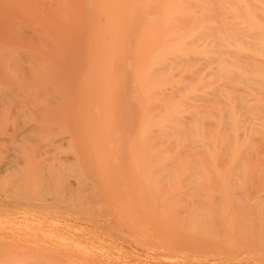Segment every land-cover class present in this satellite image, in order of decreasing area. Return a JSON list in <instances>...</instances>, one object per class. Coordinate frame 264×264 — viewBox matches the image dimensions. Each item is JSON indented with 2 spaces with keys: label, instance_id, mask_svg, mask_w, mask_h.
Here are the masks:
<instances>
[{
  "label": "bare ground",
  "instance_id": "6f19581e",
  "mask_svg": "<svg viewBox=\"0 0 264 264\" xmlns=\"http://www.w3.org/2000/svg\"><path fill=\"white\" fill-rule=\"evenodd\" d=\"M73 8H75V7H73ZM66 9L68 10V7ZM86 9H88L87 12H85L86 22H84L85 20L83 22H84V24L86 23V26L88 27L87 28L88 29L87 30V36H88L87 43L89 46H91L90 48H93L95 50L92 51L93 52L92 54L88 55L89 56L88 58L90 59L89 64L92 67L89 68V70L87 71L88 73L85 77L86 78V83H85L86 89L85 90L88 92H91L92 89L90 87L91 86L90 83H92V81L93 82L96 81L95 82L96 84L98 83V87H96V85H95V89H96L95 91H97V92L95 93L96 95L94 96V101L98 97L96 100V103H97L96 111H98L97 112L98 117L96 119L97 123L96 122L93 123L92 124L93 126H91L92 122L90 121L91 120L90 117L92 115L89 116V118H88V113H86L88 119L85 121H87V123H86L87 125L84 123L85 121L83 120L84 122L82 124H85V127L88 126V124H89L88 122H91L90 125L88 126V128L86 127V129H89V130H87L86 133H85V131L83 132V134H86L88 137L86 136L87 138L86 139L84 138L82 141L86 140V142H88V143H85V145H86V147L84 145L85 148L83 147V145L80 146V147H83L82 148V149H84L83 151L86 152V153L82 152L83 156L85 155L84 159L86 158V159H89L91 161H93V159H95V161L99 160L98 162L96 161V163H99V164L100 163L105 164L106 162H104V161L108 160L107 161V165H108L109 163H111L109 160L112 157H115L114 146L117 144V143H115L116 139H118V142H120L122 140V138L124 136L123 132L125 129L123 130V132H121L120 130H119L120 131L119 132L117 129V128H119V126H117V121L119 120V118L122 117V115H121V117H119V115L116 114L117 106L111 98L113 97V94L116 93V91L121 88L120 86H123V88H125L124 86H126L125 85L126 84L125 83L126 78L124 79V74H125V72H128L129 74L126 73L125 77L127 75H129V77H130L129 78L130 81L128 84V86L130 87V92L128 95L130 100L127 99V102H129V103L131 102L130 105L134 109L131 111L132 112L134 111L133 113H135V117L133 115H130L131 116L130 121L134 118V120H132V122H131L133 124L130 125V126H132V128L130 129L131 130L130 135H129L130 138L127 136L129 139V143H130V146H129L130 150H128L129 152L127 153V156H126V154L122 153L126 157H128V156L130 157V158L129 157L127 158V159H129V161L132 160L131 165L129 164L130 167L127 166V168H125V170L126 171L132 170L130 172H136L135 174L137 176L142 175L141 173L144 171H147L145 174L149 173L152 176H153V174H156V175L158 174V175H161V177H162V175L166 176V175H170V174H172V176H173V174H176L174 176H177V174H178V176L179 175L180 176L181 175H185V176L193 175V177L196 175L197 176L200 175L202 177L206 176V179H204V180L198 179L197 181H195L198 184L199 183L202 184L203 182L205 184L210 183V179H207L208 176H212V177L215 176L216 178H217V176H219V178L222 177L221 179H219V178H217V179H219L218 182L220 181V182H224V183L231 182L232 180L239 181L240 178H243V182H245V183H249V182H253V181H259L260 184H259V188L257 190L259 193H257V191H256L255 193H257V194L256 195L254 194L255 196L253 195L254 197H257V199H254V197L249 199L250 203H251V200L254 199L252 204L248 203L249 200L246 199L247 196H248V198L251 196H249V193H248V191H246L245 188H243V189L239 188L240 191H237V192L239 194H241V196L238 197V198H241L240 200H243V198H245V196H246V198H245L246 200L243 202L242 201L238 202L237 198H236L237 200L235 198L234 199L237 201L238 204L240 202L242 203V206H241V203L239 204V208H240V210H243V214L246 211H248V209L251 207V205H253L254 207H257L258 210H259V208L261 209V210H259V213L261 212V214H260L261 217L258 216V219H260L259 223L261 224L260 230L258 228L257 229L259 231H261V234H262V235L259 234V237L261 235V236H263V239H264V0H88L86 2ZM70 13L71 12H69V14ZM72 14H73V12H72ZM81 24H83V23H81ZM81 24H80V26H81ZM82 27H85V26H82ZM94 53H96V54H94ZM116 63L121 64L120 69L119 68L114 69V64H116ZM129 79H127V80H129ZM122 94L125 95L126 93L123 92ZM109 99L112 101H110ZM89 101L91 103L92 98ZM124 101L126 102V98H124L123 102ZM119 102H121V101H119ZM90 103H88L87 106H90L89 105ZM117 104H119V103H117ZM89 110L92 111V108L87 109L88 112H89ZM125 110H127V108ZM94 113H95V111H93L91 114H94ZM126 113L132 114L130 112V110H127ZM116 115H117V117H116ZM132 116H133V118H132ZM93 117L94 116H92V118ZM85 118H86V116L84 117V119ZM126 119H129V118H126ZM126 119H125V121H126ZM90 126H91V129L89 128ZM85 127H84V130H86ZM93 127H94V129L97 127V129H95V132H94V129H92ZM37 130H38V128H37ZM96 130L98 133L96 132ZM127 130L128 129H126V131ZM43 131H44V129H43ZM88 131L91 133L89 134ZM126 131H125V134H127V132H128V131L127 132ZM2 133H3V131H2ZM27 134H29V133L27 132ZM92 134H93V136H92ZM94 134H95V136H94ZM29 136L33 137V135H30V134H29ZM35 136H37V135H35ZM91 136H92V138H91ZM42 137L40 138V140L42 139ZM70 137L72 139L71 142L74 143V145L76 144L79 147L80 144L78 145V143L81 142L80 141L81 139L78 137V135L74 134V135H71ZM36 139H34V141H36ZM88 139L90 141H88ZM128 139H127V141H128ZM13 140H14V137H13ZM45 141H47V140H45ZM97 141L101 143L102 151H100L101 150L100 145H99L100 143L98 144ZM22 143H24V142H22ZM81 143L83 144L84 142H81ZM42 144H43V142L41 143V145ZM16 145L19 146L20 144L18 143ZM37 145L39 146V142ZM53 145H54V143H53ZM32 146H33V144H32ZM54 146H57V145H54ZM54 146H52V147L54 148ZM3 147H5V146H3ZM96 147L99 148L98 151L100 153L98 151H96V149H97ZM39 148H41V147H39ZM3 149H7V148H3ZM53 150H55V149H53ZM59 150H60V148H59ZM61 150H62V148H61ZM22 153H23V151H22ZM57 153H59V152H57ZM82 154H81V156H82ZM97 154H99V155H97ZM17 155L18 154H16L15 156H17ZM9 156H12V155L10 154ZM125 156H123V159L125 158ZM18 157H17V160L18 159L19 160L24 159V157L22 159H20L21 157L20 158H18ZM46 158H50V157H46ZM68 159H70V158H68ZM13 160H14L15 164H17V162H19V160L17 161L14 158H13ZM52 160L50 159V161H52ZM58 160H60V158H58ZM80 160H81V158H80ZM111 161L114 162V158H112ZM8 162L9 163L7 165L11 169L13 166L19 165V164L11 165L14 162H12V160L10 161L9 159H8ZM21 162H19V163H21ZM70 162H72V161H70ZM57 164H59V163L57 162ZM57 164L55 167H57ZM113 164H112V166H113ZM10 165L12 167H10ZM22 166H23V164H22ZM62 166H63V164H62ZM8 167L6 166V164L0 165V179L2 178L3 172ZM98 167L99 166H97V168ZM13 168L15 170L16 167H13ZM103 168H101V169H103ZM108 168L109 167H106L105 169H107V171H108ZM11 169H9V172L11 171ZM109 169H110V171L108 173L106 170H105L106 172H104V169L101 171L99 168L97 170L98 171L100 170V171L99 172L97 171V172H98V174L103 172L100 175L105 174L104 176H105V179L107 180V179H109L108 177L111 176L110 174L115 173L114 167H113L114 171L113 170L111 171L112 168H109ZM19 170H21V168H19ZM48 171H49V169H48ZM117 171H119V170H117ZM33 172H35V171H33ZM17 173H18L17 171L13 172V174H16L15 176L18 177V174H21V172L19 171V173L18 174ZM106 175H107V178H106ZM116 175H118V173ZM254 176H258V178L254 177ZM26 177L27 176H25L24 179H26ZM100 177H101L100 180H105L102 176H100ZM113 177H114V175H112V177L110 179H112ZM115 177H117V176H115ZM183 178H185V177H183ZM179 179H180V177L177 179L178 183L180 182ZM19 180L17 181L18 183H20ZM41 180H40V183L38 184L39 186L37 189H35V188H33V190L31 189L32 195L31 194L28 195L27 193H26L27 195H25V194L21 195V193H22L21 191L23 189L22 187L27 188V186L23 185L22 187H20L21 184H17L15 182L19 186L18 187V186L14 185L15 188L17 190L21 189V191H20L21 193L19 191L12 190V188H9V187H8L9 189H4V191L2 192V194L4 195L3 196L4 198L3 199L0 198V205H2L3 203L6 202V204L7 203L8 204H14L12 206H16L15 204L19 203L18 204V206H19L20 203L22 205H24V201H25V204L28 203L29 206L30 205H33V206H36V205L39 206L40 205L41 206L45 203L46 207H44V208L45 209L47 208L46 210L48 211V210H50L49 208H51L52 205L55 206L59 203L58 200L61 203V201L64 199L63 195L62 196L60 195L61 194L60 192L62 190L63 185H62V187L57 189L60 191V192L57 191V192H59V194H57V193L55 194V193H52L54 190L50 191L51 190L50 187L52 184L50 182L49 183H42L43 180L42 181ZM106 180H105L104 185H103V183H101L104 181H100L99 183H101V185L107 187ZM112 180H111V182H112ZM149 180L152 181V179H150V178H149ZM109 181H107V182L109 183ZM136 181H137V179H136ZM27 182H28V180H27ZM139 182H140V179H139ZM142 182L147 183L149 181L143 180ZM214 182H215V180H214ZM216 182H217V180H216ZM66 183L67 182H65V185H66ZM79 183H80V181L77 182L78 186H80ZM150 183L152 184V182H150ZM150 183H147L149 185V187L151 185ZM27 184H29V182ZM68 184L69 183H67V185ZM139 184L137 183V185L136 184L135 185L140 186ZM1 185H4V184H1ZM55 185H56V183H55ZM55 185H53V186L55 187ZM9 186H11V185H9ZM14 186L12 185V187H14ZM69 186L71 187V185H69ZM66 187H63V188L65 189ZM72 187L75 188V185ZM80 187H82V186H80ZM67 188L69 190V187H67ZM131 188H133V184H132ZM46 189H50V190H46ZM52 189H53V187H52ZM138 189H139V187H137V190ZM74 190L75 189H73L72 193L74 192ZM131 190H130V192H133ZM142 190L143 189L140 188V191H142ZM24 192H25V190H24ZM134 192L136 193L137 191H134ZM180 192H181L180 190H179V192H174V194L175 193L178 194L177 195L178 196L177 202H175L176 200L173 201L172 199H171V201L170 200L169 201L171 203L175 202L177 208H178L177 204H179V206H181L180 207L181 209L176 208V210H178V212L181 211L179 213H182V214L185 211L184 213H186V216H184V215L183 216L186 217L188 222H190V221L193 223L194 222H196V223L200 222L201 224L204 225V223H202V221L209 219L210 221L208 220V222H213V223L214 222L215 223L216 222L217 223L222 222L223 225L220 224V226H224V224H225L226 227L225 226L224 227L228 228V229L223 230L224 233H225V231H226V233L231 231V229H229L231 226L230 227L228 226L229 224L230 225L232 224L231 216H228L226 212L222 213L221 214L222 220H220L219 215L214 210H211L212 208L210 207L212 203H213L212 205L215 206V205H218L219 202L221 204V202L228 201L227 199L225 201L218 199L219 202L217 200L216 201L217 204L215 203L216 198L213 199L214 200L213 202H211L210 200L204 199L206 201H204L205 204H203V207L201 206V208L202 209L206 208V207H204L206 205L207 206L206 209L209 212H211V213H209V212L207 213V212H205L206 210L204 211L201 208H200V211H195L196 204L194 202H190L189 200H188L189 201L188 202L185 199L186 203L182 204L183 201L181 200V198L179 196V195H181ZM243 192L244 193L247 192L248 194L246 193L247 195L246 194L244 195ZM96 193H95V196H96ZM100 193L101 192H99V194ZM113 193L115 194L114 196H116V199H118V201H120L118 198L119 193L117 192L118 193V195H117V193L111 192V194H113ZM137 193H139V192H137ZM141 193L142 192H140V195H142ZM195 193H196L195 195L192 193L193 197L191 196V194H189L190 197L193 198V200L196 198L195 196H197V195H200L201 199H203L202 194L197 193V192H195ZM106 194H108V193H106ZM230 194H232V196H228V197H231L233 200V192ZM258 194H261V196L259 195L260 197H258ZM73 195H74V193H73ZM105 196L106 195H104L103 197H105ZM114 196L111 195L112 198H114ZM120 196L122 197V195H120ZM136 196H138V195H136ZM148 196H150V195H148ZM174 196H176V194ZM74 197L76 198L77 195ZM74 197H72V198H74ZM132 197H135V196H132ZM139 197L140 196H138V199L140 200V198H142L144 196H142L140 198ZM57 198H58V200H57ZM147 198L144 197V199H147ZM179 198H180V200H179ZM54 199L57 200L58 203L53 202V201H55ZM138 199H136V200L139 203ZM47 200H49V201L51 200L54 204L51 202L52 205L50 206L49 205L50 203ZM67 200L68 199H66V201ZM80 200H81V198H80ZM110 200H112V199H110ZM110 200L108 199V201H110ZM113 200H115V199H113ZM64 201L65 200H63L62 203ZM104 201H102V202H104ZM115 201H117V200H115ZM118 201H117V203H118ZM152 201H154V199ZM158 201H160V200H158ZM46 202H48L47 203L48 205L46 204ZM121 202H122V199H121ZM123 202L126 203V200H124ZM144 202H146V201H144ZM144 202L142 205L145 206L146 203H144ZM147 202H148L147 205L148 204H150V206L152 205V202L151 203L149 201H147ZM207 202H209L211 204L209 205V203L207 204ZM229 202H227L228 204L226 203L227 204L226 206H225V203H223L224 206H223V204H221L222 205L221 207L226 208L227 210H230L232 212V217H233V216H235L234 215L235 210L236 211L238 210L237 209L238 207L236 206L238 204L235 203L234 201H233V204H232V202L231 203H229ZM60 203L57 206H55V208H59L58 206H61ZM78 203L79 202H77V204ZM80 203H82V202H80ZM119 203H118V205H119ZM124 203H121L123 206L126 205V207H124V208L128 207L130 210V206H127L128 204L124 205ZM138 203H137V205H139ZM171 203H169V202H168V204L166 203L165 204L166 206L164 207V201L162 202V204H163L162 209L164 211H162L161 213L158 212L159 213L158 215L156 214L157 219H158L157 222L153 223L152 220L150 221V219L143 216L144 213L146 214V211L144 212V210H145V208H149L148 206L144 207V210L141 211V214L143 217H141L140 220L142 222V221H146L148 219L147 221H148V223L150 222L149 225H151L150 226L151 230H153V232H155L156 235H158V236L162 235V236H160V238L158 236H156L159 238V240L162 237L166 236L165 239L168 238L169 239V241L167 240L168 242L171 241V242L176 244L175 240L179 238L178 236L181 237L179 239H182L183 235H181V233L178 234L179 230H181L180 228L177 232L178 235L175 234L176 231H174L173 229H170L169 227L167 228L168 222L166 220H168V219L175 220L174 217H176V216H174V217L170 218L168 216L169 212L167 210L170 209L169 205ZM175 203H173L172 205H175ZM191 203H193L194 206ZM245 203H248V204L245 205ZM8 204H7V206H8ZM66 204L69 207L70 204H68V202ZM112 204L110 203V205H112ZM154 204H155V202H154ZM154 204H153V206H154ZM160 204L161 203H159L158 205H160ZM186 204H188V205L190 204L189 209L187 208L189 206ZM229 204H231V205L229 206ZM3 205H5V204H3ZM80 205H81V207L83 206L82 204H80ZM142 205L140 206V208L143 207ZM232 205H234V206L232 207ZM40 206H39V208L43 207V206H41V207ZM63 206H65V205L63 204ZM86 206H89V204H87ZM86 206H84V208ZM90 206H93V205H90ZM167 206L169 209L166 208ZM176 206H173L174 208L173 207L171 208V209H174L173 211L175 213L177 212V211H175ZM184 206H185V208H184ZM235 206H236V208H235ZM117 207L118 206L116 205V208ZM158 207H160V206H158ZM193 207H195L194 210L191 209ZM215 207H219V205L215 206ZM230 207H232V208L230 209ZM244 207L247 209H245ZM36 208H37V206H36ZM44 208H42L43 209L42 211H44ZM52 208H54V207H52ZM63 208H62V210H64ZM70 208L67 210H70ZM113 208H115V207H113ZM137 208H139V207H137ZM140 208L138 209L139 211L141 210ZM182 208H184V211ZM60 209H61V207H60ZM71 209H73V208H71ZM92 209L94 210V208H92ZM131 210L133 211V209H131ZM188 210H190V211H188ZM73 211H74V209H73ZM165 211H167V212L165 213ZM53 212H55V211H53ZM142 212H144V213H142ZM154 212H157V209ZM202 212H204V213H202ZM20 213L21 212H19V215H20ZM44 213H45V211H44ZM147 213H148V211H147ZM151 213H153V211ZM53 214H55V213H53ZM134 214H135V211H134ZM138 214L141 215L140 213H138ZM153 214H149V215H153ZM52 215H50V216H52ZM59 216H62V215H59ZM117 216H120V215L117 214ZM206 216H208V217H206ZM248 216H249V214H248ZM101 217H102V215H101ZM104 217H106V216H104ZM123 217H124V215L122 214V219H123ZM135 217L133 219H136L135 220V222H136L137 216L135 215ZM243 217L244 218H242V220H246V216L243 215ZM15 218H17V217L15 216ZM145 218H147V219L144 220ZM176 218L179 219L178 216ZM21 219H22V217H21ZM178 219H176L177 221L174 222L175 224H176V222L179 223L178 221H180V219L179 220ZM186 219L184 220V222H186L188 224ZM10 221H11V219H10ZM139 221H138V223H140V225H138V223L136 222V228H137V226H139L137 229L140 232V234L146 235L147 237L150 235V237H151V234L153 232L150 233V231H151L150 228L144 226L146 224L141 225V222H139ZM171 222L173 223V221H171ZM126 223H130V222H126ZM259 223L256 224V226L259 225ZM39 224H41V223H39ZM25 225H27V224H25ZM131 225L132 224L130 223L129 226H131ZM149 225H147V226H149ZM169 225H171V224L169 223ZM205 225L206 226L208 225L209 228H211L210 227L211 225H209V224H205ZM250 225H251V227L248 224V226L250 227L248 229L253 228V229H251L252 234L255 233L257 235L258 233H256V232H258V231L255 232L254 231L255 228L252 227V224H250ZM253 225H255V224H253ZM41 226H42V224H41ZM208 226H207V228H208ZM215 226L216 225H214V224L212 225V227H215ZM29 227H30V224H29ZM38 227H40V225ZM131 227L133 228V226H131ZM144 227H145V231L143 230ZM182 227L185 228V225H183ZM189 227H192V226H189ZM42 228L43 227H41L40 229H42ZM50 228H51V226H50ZM116 228H117V226H116ZM171 228H173V227H171ZM194 228H196V227H194ZM225 228H221V231H222V229H225ZM10 229H12V228H10ZM20 229H18V230H20ZM134 229H135V227H134ZM205 229H206V227H205ZM215 229L217 230V227ZM239 229H238L239 230L238 233L240 235H238L235 232L233 234L234 236L243 235L242 232H243L244 228H239ZM248 229H247V231H248ZM1 230L3 231V229H1ZM21 230H23V229H21ZM29 230L31 231L32 229H29ZM193 230H194V233H196L195 238H197L198 233H197L196 229H193ZM199 230H200V228L198 229V231ZM203 230H204V228H203ZM35 231H33L32 233H34ZM40 231L42 232V230H40ZM223 231H222V233H223ZM250 231H249V233H250ZM253 231H254V233H253ZM21 232L23 233V231H21ZM41 232H39V233L42 235ZM45 232H47V229ZM182 232L185 233L184 231H182ZM212 232H214V231L212 230ZM219 232H220V230H219ZM35 233H37V232H35ZM35 233H34V235H36ZM188 233H186L185 236H187L191 233L194 234L193 232H191L189 234ZM3 234H0V235L2 236ZM5 234H7V233H5ZM5 234L3 235V236H5V238H4L5 240L4 239H3V241L0 240V242L2 241L3 244H4V241L9 240V235L6 236ZM29 234H31V233H29ZM129 234H131V233H129ZM147 234H149V235H147ZM202 234L204 235V233H202ZM213 234L214 233H212V234L210 233V235H212V237H213ZM245 234H246V232H245ZM215 235L216 234H214V236ZM146 236H144V237H146ZM252 236L253 235H251V237ZM19 237L22 238L21 234H19ZM152 237H153V234H152ZM191 237H193V235ZM13 238L15 239L14 235H13ZM13 238H11V240ZM30 238H31V236H30ZM30 238H28V239L30 240ZM189 238H190V236H189ZM25 239L27 240V237ZM25 239H23V241H22L23 243H24ZM35 239H39V237L34 238L33 240H35ZM207 239H206V241H208ZM263 239H262V241H263ZM183 240L185 241V243L188 242L187 245L189 244V247H191L190 246L191 243H189V241L186 242L185 239H183ZM197 240H200V238ZM201 240H202V238H201ZM201 240L199 241L200 243L203 242ZM39 241H37V242H39ZM204 241H205V239H204ZM180 242H179L180 244L183 243L182 241H180ZM13 243H14V241H13ZM29 243H31V244L34 243L33 244L34 246L33 245L31 246ZM200 243L198 244V246L200 245ZM26 244L28 246H26ZM36 244H35V241L26 242V243H24V245H22V247H19L18 245L15 246L14 244H12V245H9V246H11L9 248V250H8V248H5V246H7L6 244H4V246L1 245L0 246V264H3V261H4V264H8V263L9 264H11V263L17 264L15 261L17 260L16 258L19 255L22 256L21 259H26V260L28 259L27 262H25V261H24V263L19 262V264H31V263L32 264H58L61 260H66V258H67V257H64L63 254L65 256L69 255V253L67 252L68 248L63 250V252L65 251V253L61 254V252H60L61 250H57V248H55V246H54L55 245L54 243H51L54 245H51L49 243H48V245L47 244L44 245V244L40 243V244H42V246L44 245L47 250H50L51 253L56 254L58 252L59 254H61V256L58 255V253L56 254V256H60L61 258L62 257L64 258V259H61L60 257H58V259H56L57 257H54L55 254H53V255L50 254L46 249H44V251H41L42 250V248H40L41 245H39L40 247L39 246L37 247ZM19 245L21 246V244H19ZM50 245L52 246L51 249H53V251L50 248L48 249L47 246H50ZM67 245H69L68 247H70V249L73 246L70 244H67ZM67 245H65V247ZM165 245L168 246V244H166V243H165ZM203 245H204V242H203ZM203 245H201V247H203ZM205 245H207V244H205ZM12 246H13L14 250L16 247V250L18 249L20 251L11 250ZM53 246H54V248H53ZM57 246H59V245H57ZM169 246H171V245H169ZM28 247H31V248L33 247L36 251L33 248H32L33 249L32 250L31 248H28ZM60 247H62V246H60ZM183 247H185V246H183ZM192 247L190 249L188 247L187 248H188V250L192 249V251H193V249L196 246H194L193 248ZM201 247L199 250H196V249H194V250H196L197 252L199 251V253L201 254V252H200ZM171 248L173 250L175 248V250H176V246H174V247L171 246ZM4 249L8 250L7 253H9L10 250L13 253H10L8 255L5 253L7 250L4 252ZM54 249H56V250L54 251ZM59 249H61V248H59ZM152 249L154 250L155 248H152ZM185 249H186V247H185ZM28 251H30V252L28 253ZM34 251H35V253H34ZM46 251L48 253H46ZM3 252H4L5 256L2 255ZM72 252H73V250H72ZM170 252H173V251H170ZM263 253H262V255H263ZM21 254H23V255H21ZM194 254H195V252H194ZM30 255H31V257H29ZM262 255H261V257L264 256V255L263 256ZM7 256L9 257V259L7 258ZM12 256H14V258ZM15 256H17V257H15ZM32 256H33V259H31ZM14 259H16V260H14ZM18 259H20V258H18ZM197 259H199V258H197ZM29 260H31V261H29ZM55 260H57L59 262H57ZM83 261L81 264H88L90 262V261L85 262V260H83ZM86 261H88V259Z\"/></svg>",
  "mask_w": 264,
  "mask_h": 264
},
{
  "label": "rangeland",
  "instance_id": "374dc122",
  "mask_svg": "<svg viewBox=\"0 0 264 264\" xmlns=\"http://www.w3.org/2000/svg\"><path fill=\"white\" fill-rule=\"evenodd\" d=\"M69 1L70 0H68V1L67 0H0V131L3 129L2 130L3 133H2V131L0 132V165L6 164V166L8 167V165H7L9 163L8 159L10 161L12 160V162H14L13 158L15 160H17L18 156H19L18 158L21 157L20 159H22L24 157L23 160L18 159L19 162L22 161L21 163L17 162L18 160L16 161L17 164H19V165L13 166V167H16L15 170L11 166L13 164L17 165L14 162L10 165V167H12V169L8 167L3 172L2 178L0 179V198L1 199L4 198L3 197L4 195L2 194L4 189L12 188V190H16V191L20 192L21 189L17 190L15 188V186H18L17 184H21L20 187H22L23 185L27 186V188L22 187L23 188L21 191L22 193L20 192L21 195L22 194H25V195L31 194L32 195L31 189L32 190H33V188L37 189L39 186L38 184L40 183L41 179L43 180L42 183H49L50 182L52 184L50 187L51 190L46 189V190H50V191L54 190L52 193L59 194L60 191L57 189L62 187V185H63V187H66V186L69 187V190L71 191L70 192L67 187L65 189L62 187L63 191L61 190L60 195L61 196L63 195V197H64L63 200H65V201L62 203V201H63L62 200L60 203V201L57 198V200L61 206H58L59 208H55V206H57L59 204L57 202V200H55L56 198L54 199L55 201H53V202L58 203V204L55 206H53L51 204V202H52L51 200L50 201L47 200L50 203L49 205L50 206L52 205V206H51V208H49L50 210L47 211L46 210L47 208L46 209L44 208V207H46L45 203L43 205H41V206H43L42 208H44L45 213H44V211H42L43 210L42 208H39L40 205L39 206L36 205L37 206V208H36V206H33V205L29 206L28 203L25 204V201H24V205H22L20 203L19 206H18L19 203L15 204L16 206H12L14 204H8L7 203L8 204V206H7L6 202L3 203L5 205H3V204L0 205V228L3 229V231L0 229V234L7 233L5 235L6 236L9 235V240L4 241V244L7 245V246H5V248H8V250H9V248L11 247L9 245H12V244H14L15 246L18 245L19 247H22V245H24V243H26V242L35 241V244L37 243L36 244L37 247L39 245H41V247L40 246L39 247L42 248L41 251H44V249H46L44 246L45 244L48 245V243L49 244L54 243L55 245L54 244H51V245H54L55 248H57V250H61L60 251L61 254L65 253V251L63 252V250H65L66 248H68L67 249L68 251L67 250L66 251L69 253L68 256H65L63 254L64 257H67L66 260H61L60 262L55 260V261L59 262L58 264H68V263L69 264H79V263L81 264L83 260H85V262L90 261L89 262L90 264H264V256H263L264 255V253H263L264 252V250H263L264 249V239H263V236H261L262 235L261 231H259L261 224L259 223L260 219H258V216L261 217L260 216L261 212L259 213V210H261V209L259 208V210H258V208L254 207L253 205H251L250 208L247 206L249 209H248V211L245 212L246 214L245 213L243 214V210H240V208H239V204L241 202L239 204L237 203V201L243 202L246 199L249 200L252 197H254L257 193H259L257 191L259 188V184H260L259 181H253V182L245 183V182H243V178H240L239 181L232 180L231 182L224 183V182H220V181L218 182V180L221 179L222 177L219 178V176H217V178H219V179H217L215 176H213V177L208 176L207 179H210V183L205 184L203 182L204 184L203 183L198 184L195 181H197L198 179L204 180V179H206V176L202 177L200 175H198V176L196 175L193 177V175H189L190 176L189 177L188 175L187 176H185V175H181V176L179 175L178 176V174H177V176H174L176 174H173V176H172V174H170V175H166V176L162 175V177H161V175H158V174H157L158 176L156 174H153V176L150 175L149 173H148L149 175L145 174L147 171H144L141 173L142 175L137 176L135 174L136 172H130L132 170H130V171L125 170V168H127V166H129V164L131 165V161H132V160L129 161V159H127L129 156L128 157H126V156H127V153L129 152L128 150H130V147H129L130 143H129V139H128V137L130 138V136H129L130 132H131L130 129L132 128V126H130V125L133 124V123H131L132 120H134L133 116L135 117V113H133L134 111L133 112L131 111V110H134L132 108V106L130 105L131 102L130 103L127 102V99L130 100V98L128 96L129 92H130V87L128 86L129 81H130V79H129L130 77H129V75H127L125 77L126 73H128V72H125V74H124V79L126 78L125 79V83H126L125 85L126 86H124L125 88H123V86H120L121 90L118 89L116 91V93L113 94V97L111 96L112 97L111 99L114 101V103L117 106L116 114H118L119 117H121V115L123 117V118L118 117L120 121L119 120L117 121V126H119V128H117V129H118V131L120 130L121 132H123V130L125 129L123 132V135L125 137L123 136V138L120 142H118V139H116L115 143H117V144L114 146L115 157H112V158H114V162L111 161L112 158L111 159L109 158L110 159L109 161L111 163L112 162L114 163V164L112 163L113 166L109 162H108L109 164L107 165L108 160L104 161V162H106L105 163L107 165L106 166L105 164L96 163L97 160L95 161V159H93V161L95 163L89 159H86V158L84 159L85 155L83 156V154H82V152H84L83 151L84 149H82V148L84 147L85 143H88V142H86V140H84V141H82V140L84 138L86 139L88 136L86 134H83V132L85 131V133H86V131L89 130V129H86V127L88 128V126L90 125L91 122H92L91 126H93L92 124L97 121L96 119L98 117V115H97L98 111H96V106H97L96 100L98 97L97 98L95 97L96 100L94 101V96L96 95L95 93L97 92V91H95L96 90L95 85H96V87H98V83L96 84L95 83L96 81H94V82L92 81V83H90L91 84L90 87L92 89L91 92H88L85 90L86 89V85H85L86 78L85 77L88 73L87 71L89 70V68L92 67L89 64L90 59L88 58L89 57L88 55L92 54L93 53L92 51L95 49L90 48L91 46H89L87 43V41H88V36H87V30L88 29L87 28L88 27L86 26V23L84 24V22H86L85 12H87V10H88V9H86V2L88 0H71L70 2ZM67 7H68V10L66 9ZM73 7H75V8H73ZM69 8L70 9L72 8V9L70 10ZM68 11L71 13L69 14ZM72 12H73V14H72ZM81 23H83L84 25ZM80 24H81V26H80ZM82 26H85V27H82ZM96 53H94V54H96ZM120 65H121L120 63L114 64V69H118V68L120 69ZM127 79H129V80H127ZM123 92L126 94L128 93V94L124 95V94H122ZM90 97L92 98L91 103L89 101V100H91ZM124 98H126V102L124 101L125 103L123 102ZM112 100H110V101H112ZM119 101H121V102H119ZM88 103H90L89 104L90 106H87ZM117 103H119V104H117ZM119 106L120 107L122 106V107L120 108ZM91 108H92V111L89 110V112H88L87 109H91ZM126 108H127V110H130V112L132 114H130V113L127 114L126 113L127 110H125ZM93 111H95V113L91 114ZM86 113H88V118H89V116L92 115V116H94L93 117L94 119L91 116L90 117L91 122H88L89 123L88 126L85 127V124L87 123V121H85V120L88 119ZM130 115H133L132 116L133 119L131 121H130V117H131ZM85 116H86V118L84 119ZM116 117H117V115H116ZM126 118H129V119H126ZM125 119H126V121H125ZM83 122L85 124H82ZM91 126L89 127L90 129H91ZM84 127L86 130H84ZM37 128H38V130H37ZM43 129H44V131H43ZM92 129H94V127ZM95 129H97V127ZM95 129H94V132H95ZM126 129H128L127 130L128 132L126 131ZM125 131L127 132V134H125ZM27 132L30 135H33V137L29 136V134H27ZM96 132H97V130H96ZM90 133L91 132H89V134ZM74 134L78 135V137L81 139L80 140L81 142H84L83 144L81 142L78 143V145L80 144L79 147L76 144H75L76 145L75 146L74 143L71 142L72 139L70 136L74 135ZM35 135H37V136H35ZM92 136H93V134H92ZM92 136H91V138H92ZM94 136H95V134H94ZM13 137H14V140H13ZM41 137H42V139L40 140ZM126 138L128 139V141ZM34 139H36V141H34ZM89 139H88V141H90ZM45 140H47V141H45ZM41 141L43 142L42 145H41V143H42ZM22 142H24V143H22ZM38 142H39V146L37 145ZM18 143L20 144L19 146L16 145ZM53 143H54V145H57V146H54ZM99 143L100 142H98V144ZM32 144H33V146H32ZM82 145H83V147H80ZM99 145H100V149H101V143ZM3 146H5V147H3ZM52 146H54V148ZM39 147H41V148H39ZM85 147H86V145H85ZM3 148H7V149H3ZM59 148H60V150H59ZM61 148H62V150H61ZM53 149H55V150H53ZM98 150H99V148L96 149V151H98ZM22 151H23V153H22ZM100 151H102V149ZM57 152H59V153H57ZM84 153H86V152H84ZM122 153L126 154V156L123 155ZM10 154L12 156H9ZM16 154H18V155L15 156ZM81 154H82V156H81ZM97 155H99V154H97ZM123 156H125L124 159H123ZM46 157H50V158H46ZM79 157L81 158V160ZM58 158H60V160H58ZM63 158L64 159L66 158V159L64 160ZM68 158H70L71 160ZM50 159L51 160L53 159V160L50 161ZM70 161H72L73 163ZM57 162L59 164H57ZM61 163L63 164V166ZM22 164H23V166H22ZM56 164H57V167H55ZM97 166H99L98 168L101 171L104 169V172L107 171V169H105L106 167L112 168L111 171L113 170V167H114L115 171L114 170L113 171L115 173L117 172L118 175H116L117 173L115 174L114 172H113L114 174H110L111 176L108 174L110 177H108L109 179L106 180L105 176H104L105 174L100 175L103 172L98 174V172L100 170L99 171L97 170L98 169ZM19 168H21V170H19ZM101 168H103V169H101ZM109 168H108L107 173L110 171ZM9 169H11L10 172L12 174L9 172ZM48 169H49V171H48ZM117 170H119V171H117ZM15 171H17L18 173L20 171L21 174L17 173L18 174V177H17V176H15L16 174H13V172H15ZM33 171H35V172H33ZM112 175H114V177L115 176H117V177H115V178L113 177L112 178L113 180H112V179H110L112 177ZM25 176H27L26 179H24ZM100 176H102L106 180L107 187L103 186L105 184V180H100V178H101ZM179 177H180V179H179L180 182L178 183L177 179ZM183 177H185V178H183ZM254 177L258 178V176H254ZM106 178H107V175H106ZM149 178L152 179V181L149 180ZM136 179H137V181H136ZM139 179H140V182H139ZM18 180L20 181V183L17 182ZM27 180H28L29 184H27L28 183ZM111 180H112V182H111ZM143 180L149 181L147 183L152 182V184L150 183L152 186L150 185V187H149V185L147 183L142 182ZM214 180H215V182H214ZM216 180H217V182H216ZM79 181H80V183L82 182L81 184L79 183V185L82 187L77 185V182H79ZM100 181H104V182H101V183H103V185H101V183H99ZM107 181H109V183ZM65 182H67L69 184L67 185V183H66V185H65ZM55 183H56V185H55ZM137 183L138 184L140 183L139 184L140 186H136ZM1 184H4V185H1ZM73 184L75 185V188L72 187V186H74ZM132 184H133V188H131ZM9 185H11V186H9ZM12 185L13 186L15 185V186L12 187ZM53 185H55V187ZM69 185H71V187ZM52 187H53V189H52ZM137 187H139L138 190H137ZM140 188L143 190L140 191ZM239 188L240 189L245 188L246 191H248L249 196H251V197L248 198V196H247V198H246V196H245L246 199L242 197L243 200H240L241 198H238V197H240L241 194H239L237 192V191H240ZM73 189H75L73 192L74 195L72 193ZM24 190H25V192H24ZM130 190L133 192H130ZM179 190L181 191L180 192L181 195H179V196H180L181 200L183 201L182 204L186 203V201H188V200L190 202H194L196 204V209H195V207H193L191 209L192 210L195 209V211H200L201 206L203 207V204H205L204 201H206V200H204V199H207V200H210L211 202H213L214 201L213 199L216 198V200H215L216 204H217L216 201L218 199H220L222 201H225L227 199L228 201L221 202V204L225 203V206L228 204L227 202L230 201L229 203L232 202V204H233V201L235 202L238 199L235 202L238 204V205H236L238 207L237 208L238 210L237 211L235 210V213H234L235 216H233V217H232V212L230 210H227L226 208L221 207L222 205L220 204L219 200H218L219 207H215L218 205L214 206V205H212L213 203L212 204L209 203L210 201L207 202V204L208 203H209V205L211 204V206H210L212 208L211 210H214L219 215L220 220H222V216H221L222 213L226 212L228 216H231L232 224L228 225L229 227L231 226L229 228V229H231V231L227 232V233L225 231V233H224L223 230L228 229V228H225L226 227L225 224H224L225 227L220 226V224L223 225L222 222H219V223L216 222L217 223L216 224L215 222L214 223L208 222L209 219L202 221V223H204V225L201 224L200 222H197V223L196 222L193 223L191 221L188 222L186 217H184V216H186V213H184L185 212L184 211L185 206H184V208H182L184 211L183 214L179 213L181 211L178 212V210H176L177 206H176L175 202H177V199H178L177 195L178 194L175 193L177 196L176 197V196H174L175 195L174 192H179ZM57 191H59V192H57ZM134 191H137L139 193L136 192L137 193L136 194ZM256 191H257V193H255ZM99 192H101V193L99 194ZM111 192H115V193L118 192L119 193L118 198L120 201H118V199H116V196H114L115 194L114 193L111 194ZM140 192H142L141 193L142 195H140ZM195 192L202 194L203 196L202 195L201 196L203 197V199H201L200 195H197V196H195L196 198L194 197L195 199L193 200V198H191L189 194H191V196H192L193 194L194 195L196 194ZM232 192H233V200L231 197H228V196H232V194H230ZM244 192H243V194L245 195L247 192L246 193H244ZM95 193H96V196H95ZM106 193H108V194H106ZM118 193H117V195H118ZM261 194H258V197H260ZM76 195H77V197L75 198L74 196H76ZM104 195H106V196L103 197ZM111 195L114 196V198H112ZM120 195H122V197ZM136 195H138L140 197L144 196V197H146V198L148 197V198L144 199V197H142V198L139 197L140 198V200H139L138 196H136ZM148 195H150L152 198ZM132 196H135V197H132ZM72 197H74L76 200ZM80 198H81V200H80ZM135 198L139 200V203ZM180 198H179V200H180ZM234 198L235 199L237 198V199L235 200ZM66 199H68V200L66 201ZM108 199L109 200L112 199V200H110L111 202L108 201ZM113 199L117 200L118 203L120 202L119 205H118L117 201H115ZM121 199H122V202H121ZM142 199L146 202H144ZM153 199H154V201H152ZM157 199L160 201H158ZM171 199L173 201L176 200L175 202L172 201L173 203H175V205H172L173 203L170 202ZM185 199H186V201H185ZM254 199H257V197H254ZM254 199L251 200V203L249 200L248 203L252 204ZM124 200H126V203L123 202ZM102 201H104V202H102ZM142 201L144 203H146L145 206L142 205L143 204ZM147 201H149L150 203L152 202L151 206L153 208L150 206V204L147 205V203H148ZM163 201H164V207L166 206L165 205L166 203L167 204H168V202L171 203L170 204L171 206L169 205L170 209L168 208V206L166 207L167 209H169V210H167L169 212L168 216L170 218L174 217V216H176V217L178 216L180 219V221H178L179 223L176 222V224L174 223L175 221H177L176 219H178L176 217H174L175 220H173V219L166 220L168 222V223L166 222L168 224L167 228L169 227L170 229H173L174 231H176L175 232L176 235H178L180 233H181V235H183L182 239H179L181 237L178 236L179 238L175 240L176 244L171 242V241H170L171 243L168 242L169 239L168 238L165 239L166 236L162 237L160 239L161 241L163 240L162 241L164 243L163 244L159 240L160 236H162V235H160V236L156 235V233L153 232V230H151V228H150V226H151V225H149L150 222L148 223V221H147L148 219H150V221L152 220L153 223L158 221L156 214L158 215L159 213L164 211L162 209V207H163L162 202ZM48 202H46V204ZM67 202L71 206L69 205V207H68V205L66 204ZM77 202H79V203L77 204ZM80 202H82V203H80ZM154 202H155V204H154ZM110 203L111 204L113 203L114 205L113 204L110 205ZM121 203H124V205L128 204L127 206H130V210L133 209V211L132 210L130 211L128 207L124 208V207H126V205L123 206ZM137 203L139 205H137ZM159 203H161V204L158 205ZM248 203H245V205ZM63 204L65 206H63ZM80 204L83 205L82 206L83 208L81 207ZM87 204H89V206H86ZM153 204H154V206H153ZM191 204L193 205V203H191ZM90 205H93V206H90ZM116 205L118 206L117 208H116ZM141 205L143 206L142 207L143 209L140 208ZM177 205H178V208L181 207V206H179V204H177ZM186 205H188V204H186ZM230 205L231 204H229V206ZM84 206H86V207L84 208ZM146 206H148L149 208H145V210H144V207H146ZM158 206H160V207H158ZM173 206H176L175 211H177L178 213L177 212L175 213L173 211L174 209H171ZM223 206H224V204H223ZM233 206L234 205H232V207ZM236 206H235V208H236ZM241 206H242V203H241ZM52 207H54V208H52ZM60 207H61V209H60ZM70 207L73 208L74 211ZM113 207H115V208H113ZM137 207H139L141 210L139 211L138 210L139 208H137ZM204 207L207 208L206 205ZM232 207H230V209ZM62 208L64 210H62ZM69 208H70V210H67ZM92 208H94V210ZM187 208L189 209L190 206ZM206 208H204V209L201 208V209L204 211L206 210L205 212L208 213L209 211ZM156 209H157V212H154V211H156ZM245 209H247V208H245ZM143 210H144V212L146 211V214L144 212H142V213H144V215H143L144 217L148 218V219L147 218L144 219V220L147 219L146 220L147 222L146 221L141 222V220H140L141 217H143L141 214V211H143ZM18 211L21 212L20 215H19ZM53 211H55V212H53ZM134 211H135V214H134ZM147 211L149 214L154 213L155 215L154 214H153L154 216L149 215L147 213ZM150 211L151 212L153 211V213H151ZM167 211H165V213ZM188 211H190V210H188ZM137 212L140 213L141 215H139ZM53 213H55V214H53ZM57 213L59 215H62V216H59ZM202 213H204V212H202ZM209 213H211V212H209ZM49 214L50 215L53 214V215L50 216ZM117 214L120 216H117ZM122 214L124 215L123 219H122ZM248 214H249V216H248ZM101 215H102V217H101ZM135 215L137 216L136 222L138 223V221L140 220L139 222H141V225L146 224L144 226L150 228V230H151L150 233L153 232L152 234H153L154 238L152 237V234H151V237L149 234H147V235H149L148 237L146 235L140 234V232L137 229L139 226H137V228H136V222H135L136 219H133L135 217ZM243 215L246 216V220H242V218H244ZM15 216L17 218H15ZM104 216H106V217H104ZM21 217H22V219H21ZM206 217H208V216H206ZM10 219H11V221H10ZM185 219L188 222V224L186 222H184ZM171 221H173V223ZM126 222H130L132 224L131 226H133V228L131 226H129L130 223H126ZM24 223L27 225H25ZM39 223H41L42 226ZM169 223L171 225H169ZM212 223L216 226L212 227V225H213ZM258 223H259V225H257L258 226L257 227L256 224H258ZM29 224H30V227H29ZM205 224L211 225L210 226L211 228H209L208 225H207L208 226V228H207V226ZM248 224L250 227H251L250 224H252V227L255 228L254 229L255 232L258 231V232H256V233H258L257 235L253 231V233L256 236L254 234H252L251 229H253V228L248 229V228H250L248 226ZM253 224H255V225H253ZM39 225H40V227H38ZM138 225H140V223H138ZM147 225H149V226H147ZM183 225H185L186 229L184 227H182ZM50 226L52 229L50 228ZM116 226H117V228H116ZM189 226H192V227H189ZM41 227H43V228L40 229ZM134 227H135V229H134ZM171 227H173V228H171ZM194 227H196V228H194ZM205 227H206V229H205ZM216 227H217V230L215 229ZM220 227L225 228V229H222L223 233H222ZM10 228H12V229H10ZM20 228L23 230H21ZM179 228L181 230H179ZM199 228H200V230L198 231ZM203 228L205 231L203 230ZM239 228H244V230H243L244 233L242 232L243 235L234 236L233 234L235 232L238 235H240L238 233V231L240 230ZM18 229H20V230H18ZM29 229H32V230L30 231ZM46 229H47V232H45ZM193 229H196V231L198 233L197 238H195L196 233H194ZM211 229L214 232H212ZM218 229L220 230L221 233L219 232ZM247 229H248V231H247ZM40 230H42V232ZM143 230L145 231V227ZM178 230H179V233L177 234ZM21 231H23V233ZM33 231L37 232V233L34 232L36 235H34V233H32ZM182 231H184L185 233H183ZM249 231H250V233H249ZM39 232H41L42 235ZM128 232L131 234H129ZM188 232L189 233L193 232L194 234H192V233L189 234ZM245 232H246V234H245ZM29 233H31V234H29ZM186 233L189 234V235H187L188 237L185 236ZM202 233H204V235ZM210 233L211 234L214 233L216 235L214 236V234H213V237H212V235H210ZM19 234H21L22 238L19 237ZM259 234H261L260 237H259ZM13 235H14L15 239L13 238ZM192 235H193V237H191ZM251 235H253V236L251 237ZM2 236L0 235V240L3 241L5 236H3V237ZM30 236H31V238H30ZM144 236H146V237H144ZM156 236H158L159 238ZM189 236H190V238H189ZM26 237H27V240L25 239ZM38 237H39V239L33 240L34 238H38ZM11 238H13V239L11 240ZM28 238H30V240ZM199 238H200V240L202 238L201 241L204 242V245H203V242L200 243L199 242L200 240H197ZM203 238L205 239V241ZM23 239H25L24 243L22 242ZM183 239H185L186 242L189 241V243L192 244V245L190 244L191 247L196 246L198 248L197 249L195 247L194 249H196V250H199L201 245H203L204 248L201 247V251H200L201 254L199 253V251L197 252L194 249H193V251L195 252V254L192 251V249L188 250V248L190 249L191 247H189V244L187 245L188 242L185 243V241ZM206 239L208 241H206ZM262 239H263V241H262ZM13 241H14V243H13ZM37 241H39V242H37ZM180 241H182L183 243L180 244L181 243ZM40 243L44 244L43 245L44 247ZM165 243L168 244V246H166ZM199 243H200V245H199L200 247L198 246ZM4 244L2 242L0 244V246L1 245L4 246ZM19 244H21V246ZM29 244L32 246L34 243H32V244L29 243ZM56 244L59 246H57ZM67 244L73 245L72 246L73 248L71 247L73 252L70 249V247H68L69 245H67ZM205 244H207V245H205ZM51 245L47 246L48 249L49 248L51 249V247H52ZM65 245H67V246L65 247ZM169 245H171L173 247L176 246V250L174 248V250H175L174 251L171 248V246H169ZM182 245L185 246L186 249ZM26 246H28V245L26 244ZM54 246H53V248H54ZM60 246H62V247H60ZM151 247L155 248V249L153 250ZM28 248H31V247H28ZM59 248H61V249H59ZM6 250L7 249H4V252ZM8 250L5 252L6 254L9 255L10 253H13L11 251V250H14L13 246H12L9 253H7ZM51 250L53 251V249H51ZM55 250L56 249H54V251ZM169 250L173 251V252H170ZM14 251H20V250H18V249L16 250V247H15ZM35 251H34V253H35ZM47 251L52 255L55 254V253H51L50 250H47ZM47 251H46V253H48ZM4 252L2 255L5 256ZM29 252L30 251H28V253ZM262 253H263V255H262ZM56 254L54 257H57L56 259H58V257L61 256V254L58 253V255H60V256H56ZM21 255H23V254H21ZM261 255L263 257H261ZM19 256L18 257L15 256V257H17L16 258L17 260L14 259V260H16L15 262L17 264H19V262L24 263V261L25 262L28 261V259L27 260L21 259L22 256H20V257ZM33 256L31 259H33ZM12 257L14 258V256H12ZM29 257H31V255ZM7 258L9 259L8 256H7ZM18 258H20V259H18ZM197 258H199V259H197ZM61 259H64V258L62 257ZM87 259H88V261H86ZM29 261H31V260H29ZM3 264H4V261H3ZM11 264H13V263H11Z\"/></svg>",
  "mask_w": 264,
  "mask_h": 264
}]
</instances>
